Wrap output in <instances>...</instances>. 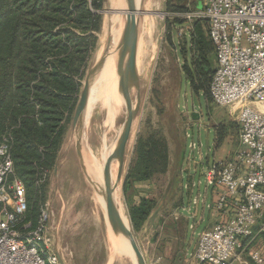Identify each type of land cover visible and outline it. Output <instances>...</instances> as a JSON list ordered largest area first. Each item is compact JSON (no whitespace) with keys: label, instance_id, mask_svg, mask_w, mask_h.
<instances>
[{"label":"rangeland","instance_id":"rangeland-1","mask_svg":"<svg viewBox=\"0 0 264 264\" xmlns=\"http://www.w3.org/2000/svg\"><path fill=\"white\" fill-rule=\"evenodd\" d=\"M203 3L204 0L182 2L192 12ZM107 6L108 0H104L103 7L98 10L102 21L99 29L93 31L96 43L79 79L81 86L77 103L86 75L96 62L98 49L102 43L108 42V36L104 34L105 12H102ZM172 14L167 0H159L153 33L154 58L149 74L139 75L141 100L118 186L119 206L133 229L147 264H193L199 235L206 226L205 222L194 217L196 205L203 202L199 197L206 195L208 187L203 171L216 160L233 157L240 146V125L230 126L231 122H237L230 110L192 93L181 70L183 58L180 48L172 47L167 40V18ZM191 30V20L179 25L174 33L176 42L190 45ZM211 56L215 62V54ZM131 96L137 103L135 88ZM76 106L67 122L57 160L50 173L45 207L50 212L52 237L63 264H107L109 248L105 207L102 210L95 205L93 190L77 153V139L72 126ZM118 108L109 127L120 128L124 123L127 115L125 98H119ZM105 115V111L98 108L91 124L102 130ZM221 131L226 132V137L216 147V137ZM142 138L147 146L152 145L151 139L157 141V163L148 178L144 177L137 153V144ZM189 173L195 178L193 188L187 183ZM145 198L151 207L144 217L137 214L138 224L135 226L132 212ZM206 213L211 216L210 210ZM256 242L260 246L264 239L258 238ZM112 264L133 263L118 258Z\"/></svg>","mask_w":264,"mask_h":264},{"label":"trees","instance_id":"trees-1","mask_svg":"<svg viewBox=\"0 0 264 264\" xmlns=\"http://www.w3.org/2000/svg\"><path fill=\"white\" fill-rule=\"evenodd\" d=\"M184 0H167V40L180 48L181 70L193 94L212 100L216 49L206 18L191 21V43L178 44L175 30L190 21ZM104 0H0V134L6 135L15 166L26 188L27 218L36 223L45 206L50 173L73 114L90 52L95 47ZM215 54V62L212 58ZM213 101V100H212ZM231 122L230 126H236ZM226 132L216 137V147ZM139 139L137 153L144 177L157 163V141ZM135 206L143 217L151 205ZM264 239V232L260 235Z\"/></svg>","mask_w":264,"mask_h":264},{"label":"built area","instance_id":"built-area-1","mask_svg":"<svg viewBox=\"0 0 264 264\" xmlns=\"http://www.w3.org/2000/svg\"><path fill=\"white\" fill-rule=\"evenodd\" d=\"M186 18H206L216 49L210 85L215 104L240 125V146L206 167L217 221L199 235L195 264H264V0H204ZM195 148L196 143H192ZM25 183L15 170L9 140L0 134V264H61L43 207L27 218Z\"/></svg>","mask_w":264,"mask_h":264},{"label":"bare ground","instance_id":"bare-ground-1","mask_svg":"<svg viewBox=\"0 0 264 264\" xmlns=\"http://www.w3.org/2000/svg\"><path fill=\"white\" fill-rule=\"evenodd\" d=\"M135 4V14L139 30L137 45V71L139 75H142V73L145 72L149 74L154 58L155 47L153 33L156 24L155 14L159 9V0H135ZM118 9L127 10V0H108V6L104 9V34L108 36V38H111V42L108 50L105 49L107 43L104 42L97 51L96 60L103 54L106 60L103 66L90 78L89 100L83 120L84 130L82 134V145L87 181L93 190L92 198L95 205L100 207L102 210L105 207V198L103 193L105 188V166L109 159H111L110 178L113 185L116 184L119 174V161L113 156V154L123 131L124 123L121 124L120 128L118 126L115 128L109 127V125L118 112L120 97H123L126 100L128 115L127 99L120 85V73L118 70L119 42L124 30L126 16L125 14L122 15L121 13L118 14L111 12V10ZM132 90H134V88L131 89V95ZM131 103L133 108L137 104L133 96H131ZM98 108L102 111L104 110L106 113L102 130L96 129L91 124L92 118ZM74 137L77 139L76 132L74 133ZM118 186L115 187L114 192L116 203L123 219L129 225L127 217L119 206L120 190ZM105 216L109 248V260L107 264H112L114 260L118 258H125L133 264H138L136 254L132 249L129 240L125 237L113 234L111 225L107 218L106 208ZM124 255L130 257H126Z\"/></svg>","mask_w":264,"mask_h":264},{"label":"water","instance_id":"water-1","mask_svg":"<svg viewBox=\"0 0 264 264\" xmlns=\"http://www.w3.org/2000/svg\"><path fill=\"white\" fill-rule=\"evenodd\" d=\"M127 3H128L127 10L118 9V10H111V12L112 13L115 12L118 14L121 13L122 15L125 14L126 16L124 30L121 36V40L119 42L118 70L120 73V85L127 99L128 115L124 122L123 131L121 133L118 145L113 154V156L118 159L120 165L117 182L115 185L112 184L110 178L111 159H109L105 166V180H104L105 188L103 190V193L105 198L106 214L109 223L111 225L113 234L116 236H122L127 238L130 242L132 249L136 254L137 263L147 264L145 260V256L136 240L133 229L125 222V220L121 215L114 194L115 187L120 184L122 179L126 152L129 141L131 139L133 124L141 100L140 77L137 71V45H138L139 30H138L137 17L135 14L136 4H135V0H127ZM102 12H104V10H102ZM110 42H111V38L109 37L107 46L105 48L106 50L109 49ZM105 60L106 58L103 54L96 60L93 67L88 71L72 120L73 129L77 134V140H76L77 153L85 174H86V166L84 164V159H83L82 134H83L84 114L89 100V91H90L89 82L91 76L103 66ZM132 88H135L137 90V104L134 108L132 107V103H131ZM195 114L196 113L194 112L193 116H195ZM61 264H63L62 260H61Z\"/></svg>","mask_w":264,"mask_h":264},{"label":"crops","instance_id":"crops-1","mask_svg":"<svg viewBox=\"0 0 264 264\" xmlns=\"http://www.w3.org/2000/svg\"><path fill=\"white\" fill-rule=\"evenodd\" d=\"M194 180H195L194 175L189 173L187 183L189 182V184L191 185L190 186L191 188H193V186L195 184ZM199 194H200V192H199ZM205 194L206 195H204V197H202V196L199 197L198 196L200 200L203 198L202 199L203 202L201 204V201H200L196 205L197 212H196L194 217L199 219L200 222H205V225H206L205 228H207V227H210L211 225H213L217 221V211L214 208V202H215V199H216L214 190L212 188H210V187H207ZM193 195H194V191L192 189L191 196H193ZM189 198H191V197H189ZM207 210L211 211V216H208V214L206 213ZM206 216H208V219H207ZM193 260H194V258H193ZM193 264H195V260L193 261Z\"/></svg>","mask_w":264,"mask_h":264}]
</instances>
